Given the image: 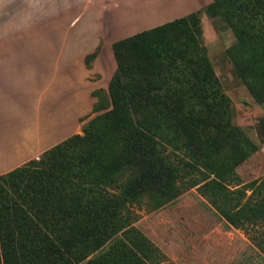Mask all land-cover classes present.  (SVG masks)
Masks as SVG:
<instances>
[{
	"label": "trees",
	"instance_id": "16d2710c",
	"mask_svg": "<svg viewBox=\"0 0 264 264\" xmlns=\"http://www.w3.org/2000/svg\"><path fill=\"white\" fill-rule=\"evenodd\" d=\"M201 13L231 30L235 42L225 54L264 104V0H212L113 43L107 92L91 93L100 113L49 150L55 159L40 176L55 237L44 250L49 262L176 264L133 225L130 208L155 211L190 189L264 253V176L244 184L235 171L257 146L231 122L230 100L202 45Z\"/></svg>",
	"mask_w": 264,
	"mask_h": 264
},
{
	"label": "crops",
	"instance_id": "0c3cea01",
	"mask_svg": "<svg viewBox=\"0 0 264 264\" xmlns=\"http://www.w3.org/2000/svg\"><path fill=\"white\" fill-rule=\"evenodd\" d=\"M44 1L0 0V175L80 133L85 117L100 113L93 112L97 99L91 95L98 81L88 89L86 79L97 74L96 62L112 55L103 49L104 25L112 34L148 30L212 2L66 0V11L57 12L53 0ZM123 10L131 15L120 21ZM65 15L66 52L56 58L54 47L64 48V41L39 39V32L60 29ZM98 48L88 69L85 57Z\"/></svg>",
	"mask_w": 264,
	"mask_h": 264
},
{
	"label": "rangeland",
	"instance_id": "374dc122",
	"mask_svg": "<svg viewBox=\"0 0 264 264\" xmlns=\"http://www.w3.org/2000/svg\"><path fill=\"white\" fill-rule=\"evenodd\" d=\"M42 1L45 2L40 0ZM53 1L56 11L60 8H65L66 11V0ZM42 4L40 3V9L45 6ZM142 11L144 12L138 10L137 13L141 14ZM130 15L127 10H123L118 19L121 21ZM198 17L202 45L207 50L221 91L230 100L231 122L257 146V151L235 171L244 184L261 179L264 176V104L254 102L235 76L232 64L225 54L226 49L235 42L231 30L221 18L212 19L204 13ZM59 23L60 29L39 32V39L64 41V48L54 47L56 58L66 52V15ZM259 28L264 32L260 24ZM141 31L144 29L133 28L128 32L112 34L107 25H104V51L109 52L113 43ZM98 51L99 48L96 53ZM112 55L108 59L104 57L102 62H96L97 74H88L86 79L88 89L91 83L98 81L99 89L107 92L116 67ZM94 59L86 66L88 69L94 64ZM94 76H97L96 80ZM94 116L95 114L84 116L82 125ZM71 149L72 146H67L62 153ZM54 159L47 150L0 175V264H53L44 256L46 246L55 243V237L46 226L41 200L43 187L39 181L46 166ZM130 211L135 217L133 225L173 263L264 264V253L250 242L243 231L234 229L220 218L195 189L182 193L177 199L155 211L149 212L144 207H131ZM259 228L264 232V225Z\"/></svg>",
	"mask_w": 264,
	"mask_h": 264
}]
</instances>
